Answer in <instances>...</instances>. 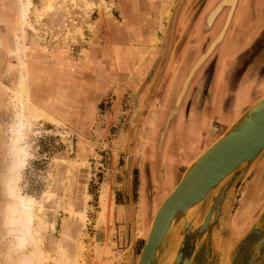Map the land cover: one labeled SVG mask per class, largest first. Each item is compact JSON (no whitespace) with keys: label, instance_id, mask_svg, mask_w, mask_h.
Returning <instances> with one entry per match:
<instances>
[{"label":"rangeland","instance_id":"obj_1","mask_svg":"<svg viewBox=\"0 0 264 264\" xmlns=\"http://www.w3.org/2000/svg\"><path fill=\"white\" fill-rule=\"evenodd\" d=\"M16 1L12 40L19 43V58L29 69L28 45L31 44L52 46L61 51H79L80 48H92L99 44L103 50L105 69L108 70L113 60L118 65L124 53L130 51L132 54V59L120 64L123 68L120 70V88L104 97L96 113L88 115L89 123L84 122L86 114L81 115L82 121L71 123L76 116H72V108L66 106L56 110L57 114L41 107L46 114L54 116L56 122L36 120L32 113L27 115L31 127L25 131L21 142L26 163L20 171L21 178L17 185L21 194L32 197L36 204L34 211L37 220L34 222L33 235L45 258L42 264H120L123 257L112 244L116 203L130 199L137 207L142 196L145 185L141 165L150 162L153 157L151 154L145 155L141 147L150 148V145L155 144V151L157 146L159 152L160 139L164 136L165 140L169 130L177 123L181 105L184 110L192 102L198 107L204 106L209 95L205 85L213 72L215 50L218 45L223 46L231 41L228 40L231 23L234 20L237 23L251 21L253 13L259 11L258 8L262 6L260 3L264 0H235L234 3L225 0L226 4L219 8L223 0L219 3L211 0L207 8L209 11L196 26L195 53L194 49L186 51L183 54L185 60L181 56L187 42L184 38L186 35H180L176 28L186 0ZM28 1L32 5L27 10ZM241 1L242 6L238 9ZM21 7L26 9L23 25L18 24ZM226 8L228 11L224 12ZM128 16L132 19L131 24ZM181 24H185L182 19ZM203 24L213 32L219 31L213 40L209 37L205 41L199 52L201 40L205 37L201 31ZM225 29L224 39L195 72L178 102L195 64L216 39L215 44L223 38ZM263 43L264 38L255 48ZM234 47L229 46L226 52L230 53ZM13 62L17 64L12 59L6 66L5 83L8 87H4V111L0 117V264H15L14 261L23 255L14 249V233L7 229L9 199L2 180V176L10 175L12 127L19 120L20 111L13 98V89L19 77L17 71L12 69ZM147 64L150 66L143 72ZM126 65H129L128 70L125 69ZM29 69L28 86L33 102ZM180 71H184V76L180 75ZM260 84L264 88V82ZM175 86L177 90L173 91ZM249 93L246 87L240 91L237 104L241 108L248 101ZM176 102L177 105L181 104L178 111L171 115ZM203 116L195 115L198 123L191 124L188 130L195 136L197 144L205 133V143L199 151L192 147L188 153H184L187 160L198 151L194 157L196 159L231 126L217 120H213L210 125L209 119L202 121ZM128 149L132 157L129 169L125 172ZM173 159L176 161L178 156ZM263 168L264 155L239 187L230 222L234 246L264 209V179L256 183ZM147 169L149 172L151 163ZM170 173L164 182L166 186H171L175 181L174 172ZM129 184L133 190L125 196L126 185ZM146 195L150 199L155 197L154 193ZM159 196L162 198L165 195L161 193ZM246 199L248 205L242 206ZM207 210L206 206L202 215L205 216ZM154 213L155 209L152 218ZM236 220L244 224L243 232L235 228ZM196 225H199V221ZM96 232L105 234L106 240L93 237ZM35 245L29 243L23 253H31ZM140 252L141 247H138L135 250L136 261Z\"/></svg>","mask_w":264,"mask_h":264},{"label":"crops","instance_id":"obj_2","mask_svg":"<svg viewBox=\"0 0 264 264\" xmlns=\"http://www.w3.org/2000/svg\"><path fill=\"white\" fill-rule=\"evenodd\" d=\"M255 1L251 0V2ZM16 3V0H0V117L4 111V87H8L5 83L7 82L6 66L12 59L9 48L13 43L12 21L16 16L14 11ZM260 4L262 6L257 7L259 11L253 13L251 21L241 28L238 27L231 41L227 42L228 46L217 51L210 84L211 91L206 101L208 106L198 107L192 102L184 110L181 105L178 121L167 133L161 155L157 146L155 151V144L150 145V148L141 147L145 155L151 154L153 157L150 162L141 165V171L143 170L145 176L143 178L146 179L143 180L146 186L145 195L141 196L138 210L130 199L116 203L115 237L112 244H115L116 252L123 257L120 264H128L130 258L134 263L136 262L135 250L138 247L142 249L144 246L157 209L179 183L183 174L182 169L189 167L195 160L194 157L200 147L205 143V133L203 139L197 144L195 136L188 130L191 124L198 123L195 115L197 117L204 115L202 121L206 122L209 119L210 125L213 120L225 125H233V119H238V116L264 95V88L260 84L264 82V43L259 48H255L256 44L264 38V1ZM233 45L234 50L227 53L228 47ZM28 51L33 102L53 114H57L56 110L61 106L72 108L71 115L76 118H72L71 123L75 120L82 121L81 115L83 114L87 117L84 122H90L88 115L96 113L104 97L120 88V70H123L120 64L132 59L131 52L127 51L122 61L117 62L118 65H116L113 60L108 70L105 69L103 50L99 44H95L92 48H80L79 51H61L52 46L31 44L28 45ZM149 66L144 65L143 72ZM128 67L129 65H126L125 69L128 70ZM142 82L144 83L145 79ZM245 87L250 93L248 101L241 108L237 104V99L240 91ZM58 98H60L59 102ZM192 147L198 151L190 160H187L184 158V153H188ZM176 155L178 159L174 161L173 158ZM150 163L152 174L148 176L145 173ZM170 172H174L175 181L171 186H166L164 182L168 174H171ZM150 187L153 189L150 190ZM154 188L158 195L161 192L165 196L161 198L157 195L158 200L156 197L150 199L146 194H156ZM125 192V196L131 192L129 185H126ZM154 209L155 213L152 218ZM234 226L239 231H244V224L240 221L236 220ZM93 237H98V239L103 237L101 241L106 240V235L98 232L94 233Z\"/></svg>","mask_w":264,"mask_h":264},{"label":"water","instance_id":"obj_3","mask_svg":"<svg viewBox=\"0 0 264 264\" xmlns=\"http://www.w3.org/2000/svg\"><path fill=\"white\" fill-rule=\"evenodd\" d=\"M177 103L171 115L178 111L181 103ZM127 152L125 172L132 157L129 149ZM263 155L264 95L184 171L157 209L137 261L130 258L128 264H166L168 260L169 264H223L226 256L227 264H264V209L236 246L230 230L239 187ZM259 174L261 183L264 168ZM209 195L210 202L201 205ZM195 220L199 221L196 227ZM174 235L179 242L175 256H171Z\"/></svg>","mask_w":264,"mask_h":264},{"label":"bare ground","instance_id":"obj_4","mask_svg":"<svg viewBox=\"0 0 264 264\" xmlns=\"http://www.w3.org/2000/svg\"><path fill=\"white\" fill-rule=\"evenodd\" d=\"M234 1L235 0H230L231 3H234ZM31 5L32 3L28 1L27 10L30 8ZM24 10L26 9L22 7L20 8V19L18 21V24H22L23 21L25 20ZM226 31L227 29H225L223 38H221L220 41L217 44H215V41L217 40L216 39L211 45V47L209 48L208 52L205 55H203L199 59V61L195 64L194 68L189 74L188 79L184 83L183 90L178 98V102H180L182 97L184 96L191 77L195 74V72L202 65V63L205 61L208 55L215 49V47L219 43H221V41L225 37ZM9 49H10V54H11L12 59L15 60V62H17V64H14V62L12 64V69L16 70L19 76L16 87L15 89H13V98H14L15 104H17L18 107H20L19 108L20 111L18 115L19 120L16 121V123H14L12 127L11 142H10V148H9L10 157L12 159V163L10 164V167H9L10 175L2 176L3 185L7 193V198L9 199V212H8L9 219H8L7 229L8 231L11 229L12 232L14 233L13 234L14 249L17 251V253L23 254L22 257L14 261L15 264H42L45 258L43 256L40 245L38 247V245L36 244V238H34V235H33L35 232V230L33 229L34 222L37 220V214L34 211L36 204L32 197L22 195L17 186L18 181L21 178L20 171L22 170V168L25 166V163H26V155H25V152L23 151L24 148L22 147L21 142L24 138L25 131L30 129L31 127V121H29V117L27 116L28 114L32 113L33 114L32 116L36 120L45 119L46 121L52 120L56 122L57 119L52 115L46 114L44 111H42L43 109L41 107H38L36 104L32 102L31 100L32 96L30 92L31 90L28 86V76H27V71L29 68L27 67V64L21 61L19 58V53H18L19 43L16 40H14ZM240 117L241 116H238L237 118L239 119ZM238 119L235 118L233 120L234 123ZM260 177H262V175H260L259 178L257 177V180H256L257 182L255 181L256 183H258V181L260 180ZM216 191H218V189L215 190L214 192ZM209 199H211L210 195L203 202H200L201 205H205V203H207ZM246 202H247V199L242 202V206L246 205ZM244 210H242V212ZM240 214L242 215V213ZM206 215H207V212L205 216ZM197 221L196 220L194 221V225H193L194 227L197 226L196 225ZM178 242H179L178 238L177 236H175L172 242V247H171L172 250L170 254L171 256H175L176 251H177ZM29 243H34V245L36 244L35 245L36 248L31 253L24 254L23 252L27 249V246L29 245ZM227 258H228L227 256L224 258L223 264H227V261H228ZM169 261L170 260H168L166 264H169Z\"/></svg>","mask_w":264,"mask_h":264},{"label":"flooded vegetation","instance_id":"obj_5","mask_svg":"<svg viewBox=\"0 0 264 264\" xmlns=\"http://www.w3.org/2000/svg\"><path fill=\"white\" fill-rule=\"evenodd\" d=\"M211 0H186L187 4L184 6L183 10L181 11V13L179 14V18H178V23H177V28H176V31L180 34V35H186L184 38L185 40L187 41L186 42V46L183 48L184 49V53H182V60L184 59V56L183 54L185 55V53H187L186 51L188 50H191V49H194V53H195V42L197 41V37L195 36L196 35V26L197 24L199 23V21L203 20L204 17L206 16V13L209 11L207 10L208 8V4ZM220 0H217V2L219 3ZM228 3H231L230 0H227ZM225 0L222 1V3L220 4L219 7H221L222 5H225L224 4ZM238 4V3H237ZM191 6V7H190ZM240 6H242V1L240 2V5L238 7V9L240 8ZM189 7H190V10H189ZM237 9V11H238ZM227 12L228 11V8H226L224 10V12ZM236 11V13H237ZM223 14V13H222ZM129 18V23L131 24L132 23V19L128 16ZM235 18V17H234ZM181 19L184 20L185 24L184 26L181 24ZM193 20V21H191ZM245 25V20H242L240 21L239 23H237L236 20L233 21V23H231L230 27H229V40H231L232 38V35L234 33V31L238 28V27H243ZM133 26H135L133 24ZM137 27V26H136ZM151 27V26H150ZM157 28V27H155ZM135 29V28H134ZM137 30V29H135ZM203 34H205V37L201 40L202 42V46L200 47V50L199 52L201 51V49H203V46H204V43L205 41L209 38V37H212V40L213 38L215 37V35L218 33V31H215L213 32L212 29H210L208 26H206V24H203V29L201 30ZM216 33V34H215ZM182 37V36H181ZM228 39V38H227ZM263 40V39H262ZM262 40L260 42H262ZM228 42V41H227ZM258 42V43H260ZM148 43V42H147ZM235 44H237V42H234ZM257 43V44H258ZM256 44V45H257ZM227 43L225 44V46L223 47L222 44L221 45H218L217 49L215 50V57L217 56V51H219L220 49L222 48H225L227 47ZM182 48V47H181ZM177 49V48H176ZM215 57H214V66H213V72H212V75H211V78L209 79L208 83H206L205 87L207 89V92L208 94H210V84H211V81H212V78H213V73H214V68H215ZM185 60V59H184ZM185 63V62H184ZM183 65H187V63H185ZM182 64V63H181ZM184 76V71L181 73L180 71V75ZM178 83V82H176ZM176 89V86L174 87L173 91ZM177 90V89H176ZM175 90V91H176ZM174 94V92H173ZM209 98V95L207 97V99ZM207 99L205 100V104L204 105H207ZM228 100V99H227ZM208 106V105H207ZM152 168L149 170L148 172V169L146 170V174H149L151 175L152 174ZM161 172V171H160ZM162 174V172L160 173ZM143 176H144V172H143ZM145 177V176H144ZM146 180V179H144ZM130 186V189L133 190L132 188V185L129 184ZM154 191H155V188H154ZM145 192H146V186H143V189H142V197H144L145 195ZM157 191H155L156 193ZM161 194V192H159V195ZM155 197H156V200H158L159 197H157V193L154 194ZM158 195V196H159ZM141 200V198H140ZM139 200V202H140ZM125 202V201H124ZM139 202L137 204V210L139 208Z\"/></svg>","mask_w":264,"mask_h":264}]
</instances>
